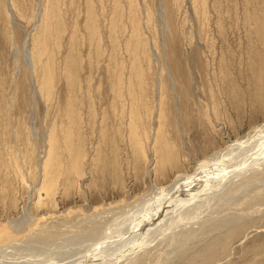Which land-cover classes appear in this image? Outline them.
<instances>
[{
  "label": "rangeland",
  "instance_id": "1",
  "mask_svg": "<svg viewBox=\"0 0 264 264\" xmlns=\"http://www.w3.org/2000/svg\"><path fill=\"white\" fill-rule=\"evenodd\" d=\"M263 122L264 0H0V264H264L263 164L130 224Z\"/></svg>",
  "mask_w": 264,
  "mask_h": 264
},
{
  "label": "bare ground",
  "instance_id": "2",
  "mask_svg": "<svg viewBox=\"0 0 264 264\" xmlns=\"http://www.w3.org/2000/svg\"><path fill=\"white\" fill-rule=\"evenodd\" d=\"M250 134H258V136H260V139L255 141V139H258V137L254 136L252 138L249 139V137L247 135L243 136L241 135L240 136V140L243 139V141H245L244 138H247L249 139L244 145H246L244 148H240L237 150V152L233 155L232 152L230 153H225L226 150H228L229 148L225 149V150H222L221 152L220 151H216L213 153V155L209 156L207 159L205 160H202L201 162H199L197 164V168H196V171L192 174V173H184V174H180L178 175L172 182V184H169L167 186H164L162 187L161 189H159V187H156L154 186L153 184L151 185V190L152 191V194L151 195H148V196H152L154 195V192L156 191H160L158 197L155 199V203L151 202V203H148L146 200V197L145 198H140L138 201H143L142 203L138 204L136 209H135V212L134 214L131 216V220L132 222H128L130 223L132 226L131 228L134 230V231H138L136 233H138L137 235H140L141 234H144L146 232V226L151 224L152 225H155L157 226V224L160 222V220L162 219V215L163 213L167 212V211H171V207H173L172 209L174 208H177L176 206H180L182 203L181 202H187V201H182L183 199H185L186 197H189L191 196L195 191L197 192L196 195H199L202 191H205L208 187V185H219V183H224L225 181L227 180H232L233 179V176L235 175H239V174H242L243 172H245L246 170H249V171H252L254 169V171L252 172H256L257 170L255 169H261L260 167H262V164L264 165V162L263 163H258L257 161L261 160V158H258L259 156H263L264 155V122L262 124H260L259 126L255 127V129L253 131L250 132ZM253 141H255L254 143H252ZM238 142V141H237ZM240 142V141H239ZM238 142V144H234V146H232V148H238L240 143ZM231 148V149H232ZM50 151V150H49ZM49 156V155H48ZM51 156V155H50ZM49 156V157H50ZM53 156V155H52ZM51 156V157H52ZM48 157V160H50ZM75 157V156H74ZM73 157V158H74ZM53 158V157H52ZM223 158H226V159H223ZM258 158V159H257ZM77 161V160H76ZM52 162V161H50ZM45 163V162H44ZM43 163V164H44ZM47 163V161H46ZM74 163V162H73ZM48 164V163H47ZM51 164V163H50ZM73 165V164H72ZM45 167V166H44ZM77 167V165H76ZM47 169V168H46ZM45 169V170H46ZM77 169V168H76ZM263 170H264V167H263ZM259 171V170H258ZM44 172V171H43ZM260 173V172H259ZM47 174H48V171H47ZM253 174V173H252ZM52 175V174H51ZM45 178V177H44ZM43 178V179H44ZM53 178V177H52ZM253 178V177H252ZM41 179H42V176H41ZM51 179V177H50ZM247 179V178H246ZM245 179V181H246ZM244 180V179H243ZM44 181V180H43ZM41 182V180H40ZM50 182V181H49ZM45 183V182H43ZM228 183V182H226ZM240 184V183H239ZM242 184V183H241ZM240 184V185H241ZM43 185V184H41ZM45 186V185H44ZM43 186V187H44ZM215 186V187H216ZM47 187V185L45 186ZM42 188V187H41ZM209 196V194H208ZM181 201V202H179ZM147 202V203H146ZM174 203L173 206H171L172 204ZM177 203V204H176ZM178 203H181V204H178ZM155 205V206H154ZM133 206V205H132ZM183 206V205H182ZM170 208V210H169ZM131 209V208H130ZM134 209V208H133ZM132 210V209H131ZM134 211V210H133ZM136 212H138L137 214H135ZM127 215V214H126ZM156 215V216H155ZM22 216V215H21ZM24 216H28V215H25ZM129 216V215H128ZM155 216V217H153ZM25 218V217H24ZM28 218V217H27ZM31 218V217H30ZM129 218V217H128ZM26 219V218H25ZM15 222L13 223H18V222H22V220L19 218V219H14ZM14 220H11V221H14ZM128 220V219H127ZM130 220V221H131ZM123 222V221H122ZM148 222V223H147ZM12 223V222H11ZM145 223V224H144ZM224 223V222H223ZM14 226H17V224ZM58 224V223H57ZM144 224V225H143ZM124 225V224H122ZM127 225V224H126ZM125 225V226H126ZM143 225V226H142ZM123 226V227H125ZM155 226V227H156ZM121 227V229L123 228ZM127 227L129 228V225H127ZM142 227V228H141ZM126 228V227H125ZM125 228H123L122 230H124ZM153 228V227H152ZM151 228V229H152ZM121 229H117L116 230H119L117 232H122L124 233V231H121ZM144 229V230H143ZM115 230V231H116ZM127 229H125L126 231ZM129 230V229H128ZM132 230V232H133ZM40 232V231H39ZM83 232V231H82ZM114 232V230H113ZM117 232H115V235L117 234ZM151 231H149L150 233ZM33 233V232H32ZM120 233V234H122ZM128 233V232H127ZM112 234V232H111ZM111 234H108V235H111ZM126 235V234H125ZM128 235V234H127ZM135 235V234H133ZM114 236V233L113 235ZM117 236V235H116ZM114 236V239L116 240L117 238H119L118 236L116 237ZM121 236V235H119ZM124 236V234H123ZM122 236V238H123ZM1 237V236H0ZM3 237V236H2ZM6 237V236H5ZM11 237V236H10ZM125 237V236H124ZM132 237V236H131ZM113 239L112 237L109 236V239ZM121 238V237H120ZM121 238V239H122ZM127 238V237H126ZM130 238V237H129ZM137 238V237H136ZM1 239V238H0ZM6 239V238H5ZM8 239H9V236H8ZM40 239V238H39ZM103 239V238H102ZM101 239V240H102ZM108 239V240H109ZM113 239V240H114ZM121 239L119 241H121ZM125 239V238H124ZM123 239V240H124ZM11 240V238H10ZM45 240V239H44ZM104 240V239H103ZM112 240V241H113ZM129 240V239H128ZM8 241V240H7ZM96 241V240H95ZM94 241V243H95ZM111 241V243H112ZM132 241V240H131ZM93 242V241H92ZM110 242V241H108ZM133 242V241H132ZM146 242V241H144ZM1 240H0V244H1ZM89 243V242H88ZM99 243V242H98ZM105 243V242H104ZM124 244L126 242H123ZM131 243V242H129ZM8 244V243H7ZM3 245L1 244L0 245V248L1 247H7L10 245ZM91 244V243H90ZM100 244V243H99ZM108 244V243H107ZM122 245V243H119ZM144 244V243H143ZM143 244H142V247H143ZM102 245V244H101ZM110 245V243H109ZM128 245V244H126ZM146 245V244H145ZM144 245V246H145ZM86 246V245H84ZM97 246V245H96ZM117 246H118V243H117ZM86 247H89L88 245ZM95 247V246H93ZM104 247V246H103ZM102 249H105V247ZM119 247V246H118ZM129 247V246H128ZM141 247V246H140ZM28 248V247H27ZM96 248V247H95ZM115 248V247H114ZM124 248H126V246H124ZM138 248V247H137ZM214 244L212 243V245L210 246V248L208 249L209 250V256L211 255V251L214 249ZM82 249H83V246H82ZM81 249V250H82ZM85 249V248H84ZM91 249L92 246H91ZM100 249V248H99ZM102 249L100 250L102 252ZM108 249H112V248H108ZM118 249H121V248H118ZM88 250V249H87ZM95 250V249H94ZM93 250V251H94ZM97 250V249H96ZM215 250V249H214ZM99 252V250H97ZM122 251V250H121ZM82 252H85L84 250L83 251H79V256L81 257L83 255V253L81 254ZM90 252V251H89ZM96 251H94L95 253ZM97 252V253H98ZM115 252V251H114ZM113 252V256L116 255V253L114 254ZM137 252V251H136ZM94 253L92 254V257L94 255ZM96 253V254H97ZM100 253V252H99ZM98 255H102V253H100ZM109 252H107L108 254ZM6 254V253H4ZM81 254V255H80ZM90 254V255H91ZM106 255V252L104 253ZM97 255V257H98ZM104 255H102V258H103ZM112 256V255H111ZM3 257V256H2ZM5 257V256H4ZM85 257V256H84ZM96 257V255L94 256ZM100 257V256H99ZM128 256H126L127 258ZM1 258V257H0ZM101 258V257H100ZM125 258V257H124ZM4 259V258H3ZM17 259V258H16ZM56 259V257H55ZM54 259V260H55ZM76 259V257H75ZM74 259V260H75ZM89 259H92L89 257ZM94 259V258H93ZM123 259V258H121ZM120 259V260H121ZM129 259V258H128ZM2 260V259H1ZM83 260V259H82ZM81 260V261H82ZM111 260V258H110ZM119 260V259H118ZM117 260V261H118ZM125 260V259H123ZM127 260V259H126ZM17 261V260H16ZM73 261V260H71ZM69 261V262H71ZM77 261V260H76ZM90 261V260H89ZM100 261V260H99ZM103 261V260H102ZM106 261V260H105ZM109 261V260H107ZM78 262V261H77ZM76 262V263H77ZM97 261L95 262H92V263H96ZM121 262V261H120ZM120 262H117L120 263ZM10 263V261H9ZM74 263V262H72ZM71 263V264H72ZM90 263V262H89ZM91 263V264H92ZM109 263V262H108ZM116 263V262H115ZM30 264V263H29ZM67 264V263H66ZM69 264V263H68ZM98 264V262H97ZM189 264H197L196 261H192L191 263Z\"/></svg>",
  "mask_w": 264,
  "mask_h": 264
}]
</instances>
